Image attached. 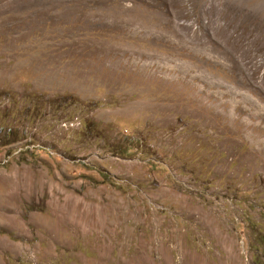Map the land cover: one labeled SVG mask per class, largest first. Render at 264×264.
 I'll list each match as a JSON object with an SVG mask.
<instances>
[{"label":"rangeland","instance_id":"1","mask_svg":"<svg viewBox=\"0 0 264 264\" xmlns=\"http://www.w3.org/2000/svg\"><path fill=\"white\" fill-rule=\"evenodd\" d=\"M238 1L0 0V264H264Z\"/></svg>","mask_w":264,"mask_h":264},{"label":"crops","instance_id":"2","mask_svg":"<svg viewBox=\"0 0 264 264\" xmlns=\"http://www.w3.org/2000/svg\"><path fill=\"white\" fill-rule=\"evenodd\" d=\"M256 3H258V5H259L258 7H262L260 5L264 4V1L258 0V1H256ZM235 5L241 10H247L248 13L251 12V10H252L250 0H239L238 2H235ZM247 5H249L250 8H247ZM258 7H257V9H258Z\"/></svg>","mask_w":264,"mask_h":264}]
</instances>
